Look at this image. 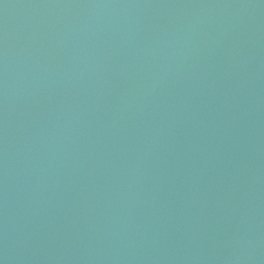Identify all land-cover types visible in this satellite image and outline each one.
Here are the masks:
<instances>
[{"label": "water", "instance_id": "water-1", "mask_svg": "<svg viewBox=\"0 0 264 264\" xmlns=\"http://www.w3.org/2000/svg\"><path fill=\"white\" fill-rule=\"evenodd\" d=\"M0 264H264V0H0Z\"/></svg>", "mask_w": 264, "mask_h": 264}]
</instances>
